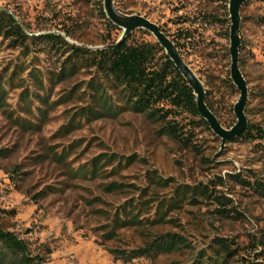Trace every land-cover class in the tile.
<instances>
[{
	"label": "rangeland",
	"instance_id": "374dc122",
	"mask_svg": "<svg viewBox=\"0 0 264 264\" xmlns=\"http://www.w3.org/2000/svg\"><path fill=\"white\" fill-rule=\"evenodd\" d=\"M102 0H0V9L14 14L29 34L68 31L74 41L100 46L110 32L100 13ZM115 7L127 15H140L157 24L171 39L188 30L182 57L205 86L208 101L222 126L235 124L233 106L239 93L228 86L230 77V41L228 2L226 0H113ZM239 68L246 80L248 95L245 114L249 125L264 135V1L248 0L240 10ZM218 19L220 21H217ZM149 34V33H148ZM120 32H111L119 38ZM135 41H153L154 37L133 32ZM18 51L3 49L0 65L15 60ZM63 58L40 53L36 68L51 70ZM30 59L27 60L29 62ZM0 66V68H1ZM26 76V75H25ZM90 76L86 72L55 86L51 101ZM230 80V79H229ZM18 93L7 97L12 109L18 106ZM77 106L75 102L57 107L38 133H25L0 111V227L23 240L38 264H191L195 254L207 250L216 237L235 238L247 244V236L264 228V199L248 187L226 179L215 190L231 200L228 208L242 212L239 221L227 220L215 213L216 203L201 201L197 206L184 202L168 212L173 224L129 227L117 231L114 240L106 238L111 217L129 201L150 200L140 219L152 220L159 202L169 201L178 185L210 183L228 173L243 178L256 173L264 177V138L238 139L221 146V140L188 114L177 117L200 153L184 149L165 135H159L161 122L145 115L125 112L116 118H104L82 125L64 137L57 135L67 124ZM72 146V147H70ZM58 154L69 148L67 167L48 156V148ZM51 152V151H50ZM102 155H115L135 161L115 175L106 173L91 180L71 179L69 171L89 167ZM116 166V164H113ZM172 178L167 188L150 184L152 173ZM111 184L123 185L109 192ZM47 188H60L44 195ZM141 190L146 195L141 196ZM179 235L191 247L181 252L139 258L129 263L117 260L111 250L132 251L154 244L158 238ZM210 252V251H209ZM211 253V252H210Z\"/></svg>",
	"mask_w": 264,
	"mask_h": 264
},
{
	"label": "trees",
	"instance_id": "16d2710c",
	"mask_svg": "<svg viewBox=\"0 0 264 264\" xmlns=\"http://www.w3.org/2000/svg\"><path fill=\"white\" fill-rule=\"evenodd\" d=\"M100 5V13L110 31L102 45H111L118 39V37L112 38L111 32L117 33L121 30L107 19L103 11V0ZM137 31L149 35L147 31ZM133 32L114 49L91 51L70 44L60 34H29L14 14L7 9H0V52L3 49L19 52L15 60L3 66L0 65V111L21 131L38 133L50 120V113L57 107L71 102L81 104L76 107L67 124L58 131L57 135L60 137L79 130L83 123L116 118L125 112L145 115L152 122L163 123V127L158 132L159 135H165L184 149L199 154L200 149L193 143L191 133L185 132L184 126H181L177 120V117L188 114L197 118L200 126L210 129L198 113L192 89L155 40L135 41ZM65 35L73 39L68 31ZM188 39H191L188 30H182L171 38L181 56ZM40 53L52 54L57 59L59 57L63 59L51 70L43 72L33 66V61L38 59ZM28 59H30L29 62H27ZM83 71L89 74V80L77 83L56 100L51 101V92L55 86ZM229 79L230 77L227 79L228 86L234 90V85ZM13 91H19L16 109H12L6 102ZM206 104L219 120L208 101L207 91ZM261 132L257 127L248 124L246 130L236 140L263 139L264 135ZM70 147L64 148L59 154L49 147L48 150L51 152L48 151V156L44 158L51 157L58 164L67 167L68 163L65 164V161L69 157ZM7 156L6 151H0L1 158ZM134 161V156L122 158L115 155H102L95 158L89 167L69 171V176L71 179L91 180L106 173L105 167H111L109 174L115 175ZM114 163L116 166L113 165ZM250 173L247 176L248 180L240 173H228L207 184L178 185L171 200L157 204L155 217L152 220L140 219L144 208H150L149 204L152 203L150 200L129 201L116 211L110 219V224L104 227L108 230L106 238L114 240L117 237V231L124 228L173 224L174 221L166 220L167 214L179 209L184 202L192 206L199 205L201 201L216 203L218 206L215 210L216 214L227 220L239 221L243 218L242 212L235 208H228L231 200L217 192L215 187L224 186L228 179L238 186L248 187L256 196L264 199V177L257 176L254 172ZM147 177L150 184L157 187L167 188L174 183L172 178L157 177L153 172ZM123 187L125 186L111 184L107 187V191H119ZM59 189L47 188L48 192L44 195L54 194L60 191ZM145 195V191L141 190V196ZM0 212L4 211L0 209ZM247 240L246 245H241L235 238L216 237L207 250H201L195 254L191 264H264V228L258 230L256 234H249ZM190 247L181 236L167 235L144 248L128 252L111 250V254L115 259L129 263L134 259L155 258L158 254L181 252ZM0 264L38 263L31 256L23 240L0 227Z\"/></svg>",
	"mask_w": 264,
	"mask_h": 264
},
{
	"label": "water",
	"instance_id": "95a60500",
	"mask_svg": "<svg viewBox=\"0 0 264 264\" xmlns=\"http://www.w3.org/2000/svg\"><path fill=\"white\" fill-rule=\"evenodd\" d=\"M248 0H228V15H229V53H230V80L239 93L238 99L233 106V113L236 119L235 124L229 129H226L219 122L217 117L210 111L206 104V90L204 84L192 71L190 66L180 55L172 40L162 31V29L146 17L140 15H127L122 13L115 7L113 0H103V11L107 19L121 30V35L114 44L89 46L80 44L66 35L65 39L73 45L89 49L91 51L114 49L122 44L128 36L137 30H144L151 34L155 41L164 50L165 54L173 62L175 67L180 72L181 76L192 89L196 100V107L199 115L205 120L210 130L221 140L223 147L228 142H233L241 136L248 126V120L245 114L247 104L248 88L246 80L239 68V47H240V10Z\"/></svg>",
	"mask_w": 264,
	"mask_h": 264
}]
</instances>
